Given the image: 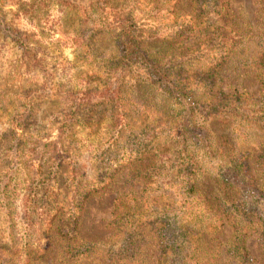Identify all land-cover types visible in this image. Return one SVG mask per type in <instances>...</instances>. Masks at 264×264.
<instances>
[{"label":"rangeland","instance_id":"374dc122","mask_svg":"<svg viewBox=\"0 0 264 264\" xmlns=\"http://www.w3.org/2000/svg\"><path fill=\"white\" fill-rule=\"evenodd\" d=\"M155 1L123 2L134 9L144 51L159 58L172 53L166 40L180 30L181 23L191 24L196 31L173 47L187 44L199 49L183 52L180 48L178 61L182 59L184 64L171 72L182 71L197 100L208 102L209 95L204 93L209 90L202 86H210L212 68L220 64L213 90L238 94L242 102L254 103L251 98L264 89V0H230V18L222 34L225 39L219 40L215 52L205 49L207 56L201 55L204 49L200 48L208 38L198 33L201 20L194 4L183 0L172 14L167 12L171 11L168 3ZM114 35L95 0H0V184L9 175L15 184L8 199L15 201L14 211L5 215L0 210V241L14 253L6 258L9 264L29 262L25 248L29 251L40 245L44 249L51 243L45 227L30 231L22 220L21 201L37 186L58 188L52 203L59 206L62 199L77 197L78 187L103 183L86 197L76 229V244L80 250L87 245L88 260L76 261L71 257L73 251L62 255V263L157 264L158 256L163 261L164 251L167 253V233L156 222L160 217L167 219L172 202L149 192L152 183L166 185L169 179L161 173L147 178L142 169L153 165L166 171L169 165H177L173 146L179 106L152 86L140 67H120L121 51ZM162 39L166 42H160ZM104 91L107 98L103 102L100 95ZM88 95L94 98L90 103L86 102ZM68 116H72V127L61 131ZM194 121L200 133L191 146L203 165L195 198L204 209L205 205L212 208L207 210L208 217L217 215L211 220L186 217L189 247L195 249L191 263L264 264V220L255 210L249 215L227 214V201H244V194L241 188L237 193L223 186L218 175L222 166L238 165L241 177L237 183L244 180L264 195V121L200 113ZM33 142L57 148L66 157L65 165L47 163L49 150L34 149ZM206 142L208 149H203ZM256 191L253 195L260 200ZM46 195L44 192L43 198ZM119 197L139 206L143 220L138 238L132 230L124 236L119 233L124 229H118L115 222L123 218L113 214ZM245 206L254 207L251 201ZM12 223L16 227L8 228ZM240 235L244 237V256L236 251ZM127 236L130 241L133 238L129 245ZM55 249L35 264H55Z\"/></svg>","mask_w":264,"mask_h":264},{"label":"trees","instance_id":"16d2710c","mask_svg":"<svg viewBox=\"0 0 264 264\" xmlns=\"http://www.w3.org/2000/svg\"><path fill=\"white\" fill-rule=\"evenodd\" d=\"M99 9L102 10L104 19L109 23L110 26L113 27L116 44L121 51V68H131L133 66H138L142 70H144L146 76L149 78L152 86L157 87L163 93L166 94L168 98L174 99L179 106V110L176 113L175 121L176 125V142L174 148V153L176 154L175 163L177 165H169V169L166 171L162 170L156 166L145 165L142 169L147 173V178L159 176L164 174V179H169L166 185H157L156 183H152L154 187H149L150 192L153 194L157 193L155 198L160 196L163 197L164 200L170 201L171 209L168 213H166L167 219H163L160 217V220H157L156 224H161V229L166 231L167 237H165L164 243L168 245L167 253L164 251L165 256L163 257V261H160L161 255L158 256L157 264H193L191 263V256L195 249L189 247V236L191 238L190 230L185 225L186 217H192L195 219L201 220L206 217L211 220L213 215H217L214 213L211 217H208L207 210L211 211V207L209 205H205L206 209L203 208L202 205H199L198 201L195 198L197 192V184L203 174L202 168L203 165H200L199 159H197L194 154V144L198 139L195 137L200 133V130L195 125L196 115L198 113L210 117L215 115H225V116H241L243 119L251 120L252 122H260L264 121V89L261 91L257 98H251L254 103H245L242 102L240 95L238 94H225L224 92L218 90H213L216 87L215 83L217 78H219V70L221 65H217L212 68V79L210 86L205 85L202 86L201 83L199 87H203L204 89H208V92L204 94L209 95L210 101L201 102L198 101L196 95L194 94V90L190 88L188 85L190 81L187 80L183 75L182 71L171 72L174 69L181 67L184 63L181 58V55H177V51L181 48V50L188 51L190 50V46L186 44L185 47H173L175 44H180V42L188 38V34L192 31H196V27H191L183 24L180 21L181 28L179 31L175 32L172 38L167 39L166 41L169 43L168 50H171L172 53H167L164 57H156L153 54H149L144 51L141 42L138 38H140L139 34V24L137 23L136 18L134 17V9L133 7H129L125 5L123 2L125 0H95ZM129 1V0H128ZM183 0H158L155 1L159 5H163L164 3H168L172 12L177 5H179ZM194 4V11L196 16L200 17L201 24L198 25L199 34L205 33V36L208 38L206 43L200 49H204V52L201 55L207 56V51L215 52V50L219 47L220 39L224 41L225 37L223 31L225 30V21L229 19V1L230 0H185ZM163 2V3H162ZM136 16V15H135ZM177 17V16H176ZM176 21H179L176 19ZM178 23V22H177ZM227 25V23H226ZM202 30H204L202 32ZM230 33L232 36H237L238 34L230 29ZM187 36V37H186ZM235 38V37H234ZM164 39L160 42H166ZM195 45L193 51L199 49ZM207 49V51L205 50ZM195 54V53H193ZM169 58V59H166ZM166 59V62H164ZM195 57H192L194 60ZM168 66H172L171 69H168ZM183 73V74H182ZM216 91V92H213ZM105 94L100 95V99L104 102L106 100V91ZM109 93V90H108ZM94 98L88 95V99H86L87 103L93 101ZM85 100V98L83 99ZM73 116V115H72ZM72 116H68L63 121L61 126L62 130H70L72 127ZM189 132H192V136L189 137ZM190 141V147L188 140ZM195 139V142L193 140ZM34 149L42 146L44 149L49 150L46 154L47 163L51 162L50 165H65L64 159L66 158L60 152H57V148H53L51 150V146L48 144L45 145H37V143L33 142ZM208 143L206 142L204 145L202 144L203 149H208ZM198 146V145H197ZM196 146V147H197ZM52 154H51V153ZM50 154V155H49ZM244 160V159H243ZM45 163L44 165H46ZM39 165V164H38ZM168 167L167 165H163ZM238 165H224L219 171L218 175L221 179V184L226 188L231 190L237 188L242 189V194H244V201H230L227 208H224L227 214L235 213L237 215H245L247 212H255L256 216L260 219L264 220V195H262L259 191L252 189L253 187H249V183L246 181L241 182L239 185L237 182L240 180V173L238 172ZM28 165H26V169H28ZM41 169V166H38ZM30 169V173H31ZM58 172L60 170L58 169ZM239 173V175H238ZM65 174V171H64ZM240 176V177H239ZM14 177L9 175L6 181H3L0 184V210L5 213V215H9L14 211V203L15 201H10L9 195L12 194L11 190L15 189V184L13 182ZM100 184L103 183H94L93 186L89 187V185H82L78 187L77 197H71L66 201L62 199L59 206H54L52 203L53 199L55 200L58 196L59 189L48 187H33L34 192L26 195L21 201V205L23 208V216L22 220L25 224V227L29 228V230L36 231L38 228L45 227L51 234L49 237L52 239L51 243L48 247H43L40 245L33 246L31 250L27 251L25 248L26 254L29 255V262H25V264H35V262L43 257L44 254L51 252L53 247L56 248L54 251V262L55 264H64L62 263L65 259L62 255L65 253H72L74 251L75 254H72L71 257H74L76 261L79 260H88L87 256V245H82V250L78 249V244H76L77 240V225L79 221V217L83 208V204L86 197L89 196L94 189L97 190ZM30 185V183H29ZM28 189L29 186H28ZM52 190V191H51ZM103 190V189H101ZM246 190V191H245ZM31 191V189H30ZM258 192L260 194L261 199L256 198V194L253 195V192ZM45 192L46 197L43 198V193ZM248 196L246 195V193ZM238 193V192H237ZM75 194V192H74ZM6 195V196H5ZM1 196H3L1 198ZM254 196V197H252ZM128 198V197H125ZM124 197L116 198L114 202L113 214L115 218L122 219L119 222H115V224L120 225L118 229H124V231H120L121 235H125V232L132 230L135 238H138L139 235V226L141 225V214L139 212V206L135 201L133 203L128 202V200L124 201ZM41 201H43L41 205ZM251 204L254 206L252 209H247L246 205ZM255 210V211H254ZM115 212V213H114ZM246 215V216H247ZM125 219V223L123 222ZM235 219V218H233ZM264 223V222H263ZM240 225H242L240 223ZM16 227V223H12L8 225V228ZM240 227V226H239ZM203 228V227H202ZM30 230V231H31ZM131 236H127L126 243L129 245ZM241 237V238H240ZM237 237V248L236 251L244 256L246 254V250L244 248V237L240 235ZM133 239V238H132ZM132 239L130 244L132 243ZM159 239V235L157 240ZM159 241V240H158ZM139 245H136V247ZM12 247H10L6 243H1L0 241V264H9L6 258L14 257V253L12 251ZM163 253V254H164ZM167 256V257H166ZM63 257V258H62ZM70 264V263H67ZM82 264V263H80Z\"/></svg>","mask_w":264,"mask_h":264}]
</instances>
